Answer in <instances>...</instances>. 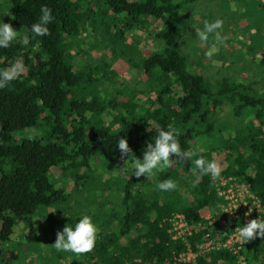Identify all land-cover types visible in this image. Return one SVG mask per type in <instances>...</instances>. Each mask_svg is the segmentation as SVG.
Instances as JSON below:
<instances>
[{"label":"trees","instance_id":"trees-1","mask_svg":"<svg viewBox=\"0 0 264 264\" xmlns=\"http://www.w3.org/2000/svg\"><path fill=\"white\" fill-rule=\"evenodd\" d=\"M4 1L0 19L21 36L29 34L41 5L52 9L54 20L47 36L28 45L17 39L0 49V70L17 59L25 65L18 79L0 89V264H22L25 252L36 253L40 264H240L227 250L177 262L189 246L196 249L204 233L187 242L175 240L170 220L183 214L197 225L210 214L220 215L216 181L209 175L197 180L200 157L219 166L227 163L220 177L248 186L264 205V0H232V19L219 18L223 27L206 40L212 48L238 45L235 53H217L218 59L230 62L228 70L236 61L253 59L262 86L233 74L196 71L202 67L196 56L200 50L192 46L205 41L195 28L217 19L197 16L194 0ZM87 35L136 72L140 89L135 93L133 88L125 103L104 87L114 74L107 59L103 66L77 69L76 55L85 54ZM145 39L152 44L142 47ZM124 92L132 93L129 86ZM169 125L178 130L190 159L161 168L151 179L132 176L124 166L127 158H120L118 140L126 138L142 159L158 130ZM97 162L121 163L126 176L115 177L113 169L96 178L92 167ZM169 178L175 190L159 191L156 183ZM181 190L188 198L181 199ZM107 206L113 207L109 213ZM83 215L98 227L92 252L40 250L46 235L38 238L35 231L43 232L42 225L57 223L63 231ZM18 228L31 234L26 240L33 246H15ZM50 232L56 242L58 230L50 227ZM244 254L246 264H264V238L248 243Z\"/></svg>","mask_w":264,"mask_h":264},{"label":"clouds","instance_id":"clouds-1","mask_svg":"<svg viewBox=\"0 0 264 264\" xmlns=\"http://www.w3.org/2000/svg\"><path fill=\"white\" fill-rule=\"evenodd\" d=\"M11 19L15 20L16 17L12 16ZM53 20L52 9L41 5L40 16L35 23L31 24L29 34L21 36L11 23H5L3 19H0V49L11 47L17 39H20L24 45H28L30 40L47 36L48 26L53 23ZM223 23L222 19H217L214 23H205L203 28H195V34L201 41H206L209 34L223 27ZM24 70L25 65L19 59L6 70H0V89L6 88L12 81L18 79ZM178 135V130L171 125L167 126L166 130L160 128L154 143H148L143 149L142 159L137 158L126 138L119 139L120 158L122 160L127 158L124 166L127 164L128 169L133 171L132 176L137 179L140 177L151 179L161 168H171L174 164L181 165L185 159H190L191 153L182 150ZM172 156L175 158L170 159ZM195 168L198 170L197 180L205 175H209L213 180L221 176V168L214 160L208 161L200 157L195 160ZM156 188L161 192H169L175 190L176 183L169 178L157 182ZM240 204L242 203L233 204L231 207L234 211L227 213H235ZM251 215V210L245 213V216ZM97 232L98 227L92 222V218L83 215L74 227L66 226L62 232H57V240L53 247L76 255L90 253L95 247ZM234 233L243 244L251 243L258 237L264 238V218L260 215L258 219H252L246 225L238 226Z\"/></svg>","mask_w":264,"mask_h":264},{"label":"rangeland","instance_id":"rangeland-1","mask_svg":"<svg viewBox=\"0 0 264 264\" xmlns=\"http://www.w3.org/2000/svg\"><path fill=\"white\" fill-rule=\"evenodd\" d=\"M4 2H5L4 0H0V10L2 7L1 4H3ZM224 3L227 6V8L225 7ZM219 4L222 5V8L218 10ZM192 5H193L192 7L195 9V11L198 12L197 16L201 15L200 13H202L205 15V17H203V18H206V20H207V18H213V17L215 19L223 18L224 20H231L232 19V0H227V1L226 0H194ZM0 13H1V11H0ZM138 34H141L142 36H144L142 33L137 32V35ZM236 35L237 34L232 33V36H236ZM86 37L87 38H84L85 45H83L85 54L81 55V54L77 53V55H76V58H77L76 67H77V69L79 70L80 68L84 67L85 65H91L93 67L96 65L97 66H103L102 60L105 59V61H106V59H107V64H108V66H110V70L114 74H110L109 76L107 75L108 78H107V80H105L104 87L108 88L111 95L114 96V98L118 99L119 104L121 102L125 103L128 98L132 97L131 94L134 93L132 90L133 88L135 90V93L137 92V89H140V85L136 81V76H137L136 72L133 71V68L131 66H129V64L127 62H125L122 59L118 60L117 58H115L114 55L111 53V51H109L108 49H106L104 47H96L95 46V40L93 38H88V35ZM138 37H139V35H138ZM214 38L215 37H213L212 39H214ZM216 38H219V37H216ZM245 38H246V36H245ZM208 42L211 43V41H208ZM209 43H207L205 41L202 43L200 42V44H197L194 41L192 48H195L196 51L200 50L196 56L202 65V67L196 66L195 67L196 71L203 72V74H205V75L211 73L215 76H218V75H219V77L227 76L228 78H232V74H233V75H236L239 80H242V79L243 80L244 79L258 80L261 83V86L263 85L262 78L261 77L259 78V76H258V75L261 76V74H259V70L255 66L253 59H248L249 64H248V62H245L244 60L236 61V66L231 70H228L230 68L229 67V64H230L229 61H224V60L218 59L219 58L218 54H220V51H224V50L226 51L227 49H229L230 51L235 53L239 47L238 45H236L235 43L230 45V46H226V45L221 44L220 46L219 45L216 46V48H212L213 45L209 44ZM151 44H152V42L146 41V39H145L142 47H147V46H150ZM208 49H210L211 53L206 51ZM223 66H228V67L226 69H222ZM100 69L103 73L104 72L102 70L103 68H100ZM225 70H226V72H225ZM240 70H241V72H239ZM128 86L131 88L132 93L127 95L124 92V88H126ZM124 109L125 108H123V107H119V110L124 111ZM120 165L122 166L121 163H120ZM108 166H110V165H106V164L103 165L102 163L97 162V164L93 165V167H92L93 176L97 178V175L99 174L101 176L107 177V175L113 169H114V174L116 175L115 177L125 175V173H123V172H125V169L123 166H122L123 167L122 168L119 165H112V166H110L112 169H110ZM227 166H228L227 163H225L223 166H220L221 172H223L227 168ZM59 175H60V172L58 171L57 177H59ZM71 182H72V184H71ZM71 182H69L70 187L73 186V181H71ZM179 195H180L181 199H186V198H188L189 194L185 193V191L181 190V191H179ZM99 201L101 203L104 202L102 199H100ZM94 206H95V204H94ZM92 208L95 209L94 207H92ZM112 208H113L112 206H110V207L107 206L105 212L109 213L110 211H112ZM215 210L217 212H219V214L221 213V211L219 209H217V206H216ZM42 224H43V222H42ZM42 226H43V232L36 230L35 234H40L38 236V238H41L42 235H44V234L46 235L45 238L43 237V239L41 241L43 246H40V250L47 252L50 250V248H52L54 246V243H55L54 238L50 232V227L55 229V230H58L59 232L62 231V229L60 227H57V223L56 224H52V223L47 224L46 223ZM28 235H31L30 233H28V231L23 230V228H18L16 230V241L14 242L15 246H19L23 242L26 244V246H33L30 241L27 242V240H26V239H28ZM18 253L21 254V251H18ZM23 257H24V260L22 261V264H40L41 262H43V260L40 259L38 257V255L34 252H25ZM45 257H47V256L45 255Z\"/></svg>","mask_w":264,"mask_h":264},{"label":"built area","instance_id":"built-area-1","mask_svg":"<svg viewBox=\"0 0 264 264\" xmlns=\"http://www.w3.org/2000/svg\"><path fill=\"white\" fill-rule=\"evenodd\" d=\"M215 181L218 197L222 200L217 206L221 211L219 216L210 214L205 220L206 223L201 222L197 225L191 224L183 214H177L170 220L171 235L175 240L187 242L190 237L199 235L200 232L204 233L196 249L193 250L189 246L188 251L176 259L177 262L190 263L213 252L227 250L238 257L240 264H246L244 252L248 243L243 244L237 239L234 231L238 226L246 225L252 219H258L260 215L263 218L264 205L248 186L234 178L220 177ZM237 203H242L237 211L227 213L234 211L231 206ZM249 210L252 211V215L245 216ZM217 227L220 231L215 232L213 229Z\"/></svg>","mask_w":264,"mask_h":264}]
</instances>
